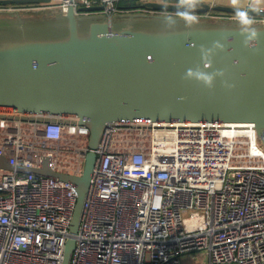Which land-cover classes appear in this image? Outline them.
Listing matches in <instances>:
<instances>
[{"label": "built area", "instance_id": "obj_1", "mask_svg": "<svg viewBox=\"0 0 264 264\" xmlns=\"http://www.w3.org/2000/svg\"><path fill=\"white\" fill-rule=\"evenodd\" d=\"M79 15L126 10L120 0H51ZM101 7L97 11L83 8ZM31 6L29 9L36 10ZM169 14L176 15L175 12ZM237 23L236 13L195 12ZM255 24L264 16L250 15ZM0 157L15 167L82 175L87 126L8 117L0 109ZM90 180L71 264H264V140L250 123L120 122L107 127ZM0 264H63L78 193L71 182L0 169Z\"/></svg>", "mask_w": 264, "mask_h": 264}, {"label": "water", "instance_id": "obj_2", "mask_svg": "<svg viewBox=\"0 0 264 264\" xmlns=\"http://www.w3.org/2000/svg\"><path fill=\"white\" fill-rule=\"evenodd\" d=\"M33 2L51 0H0V6ZM148 5L178 11V5ZM236 10L199 1L195 12ZM245 11L264 16V9ZM166 15L176 16L133 12L110 18L79 15L71 7L56 17L0 19V109L16 111L8 117L21 120L75 123L78 119L90 130L82 175L55 171L48 157L39 168L15 167L0 157V169L75 186L78 199L63 264H71L96 150L107 127L120 122L250 123L264 140V24H255L258 39L245 47L238 23L197 19L188 28L177 17L169 28L162 23ZM214 42L223 47L214 48ZM202 47L212 50L207 60L202 58ZM188 69L221 71L223 76H216L208 88L185 79Z\"/></svg>", "mask_w": 264, "mask_h": 264}, {"label": "clouds", "instance_id": "obj_3", "mask_svg": "<svg viewBox=\"0 0 264 264\" xmlns=\"http://www.w3.org/2000/svg\"><path fill=\"white\" fill-rule=\"evenodd\" d=\"M234 3H242V0H234ZM199 5V0H178V11L176 16L166 15L162 17V23L166 27H173L177 23V17L182 20L186 27L191 28L196 22L197 17L195 15L196 8ZM237 23L239 25L240 32L243 36L242 43L245 47H248L255 40L258 39L259 33L255 27L254 19L249 15V13L242 8H237L236 10ZM214 48H222L223 46L219 42H214ZM211 49L201 48L202 58L207 60L208 56L211 54ZM205 67H210V63H206ZM216 76H223V72L218 71L216 73H207L199 69H188L185 74V79L196 81L202 83L208 88H212Z\"/></svg>", "mask_w": 264, "mask_h": 264}, {"label": "crops", "instance_id": "obj_4", "mask_svg": "<svg viewBox=\"0 0 264 264\" xmlns=\"http://www.w3.org/2000/svg\"><path fill=\"white\" fill-rule=\"evenodd\" d=\"M203 3H207L212 6H226V7H233V8H242L244 10L249 9L250 7L256 9H264V0H242V3L236 4L234 0H199ZM150 3L156 4H173L178 5V0H134L130 2H125L121 7L126 10H132L141 8L142 6L148 7L151 10H154L158 13H167L175 12L174 10H158L153 6H149ZM47 4V3H46ZM45 3H13L7 6H0V19H16L19 16L23 18H34L36 16H48L49 14H58L56 11L53 10H46L43 8ZM35 6L37 7L36 10H31L29 7ZM219 12V11H215ZM59 15V14H58ZM202 20V19H201Z\"/></svg>", "mask_w": 264, "mask_h": 264}, {"label": "rangeland", "instance_id": "obj_5", "mask_svg": "<svg viewBox=\"0 0 264 264\" xmlns=\"http://www.w3.org/2000/svg\"><path fill=\"white\" fill-rule=\"evenodd\" d=\"M48 16L56 17L58 16V14H49ZM41 17L42 16H36L35 18H41ZM208 263H209V256L207 252H197L182 256V264H208Z\"/></svg>", "mask_w": 264, "mask_h": 264}, {"label": "trees", "instance_id": "obj_6", "mask_svg": "<svg viewBox=\"0 0 264 264\" xmlns=\"http://www.w3.org/2000/svg\"><path fill=\"white\" fill-rule=\"evenodd\" d=\"M130 1H134V0H120V5H123L125 2H130ZM1 195V193H0Z\"/></svg>", "mask_w": 264, "mask_h": 264}]
</instances>
